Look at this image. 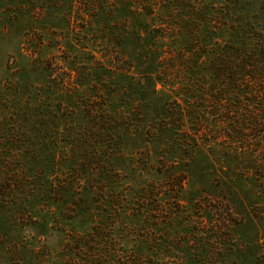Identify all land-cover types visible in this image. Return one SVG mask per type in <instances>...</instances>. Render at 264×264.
I'll return each mask as SVG.
<instances>
[{
	"label": "rangeland",
	"instance_id": "1",
	"mask_svg": "<svg viewBox=\"0 0 264 264\" xmlns=\"http://www.w3.org/2000/svg\"><path fill=\"white\" fill-rule=\"evenodd\" d=\"M102 1L0 0V264H264L261 177L239 183L229 214L221 174L178 145L64 129L69 105L97 111L112 85L85 28Z\"/></svg>",
	"mask_w": 264,
	"mask_h": 264
},
{
	"label": "trees",
	"instance_id": "2",
	"mask_svg": "<svg viewBox=\"0 0 264 264\" xmlns=\"http://www.w3.org/2000/svg\"><path fill=\"white\" fill-rule=\"evenodd\" d=\"M255 1L109 0L91 6L87 15L95 27L87 21L85 28L98 32L103 49L94 59L98 82L112 85L98 89L97 111L74 115L69 105L64 129L70 135L82 124L105 129L101 143L115 129H127L133 150L138 143L153 149L176 144V151L221 174L228 196L223 204L236 213L230 197L239 183L253 175L264 180V3Z\"/></svg>",
	"mask_w": 264,
	"mask_h": 264
}]
</instances>
